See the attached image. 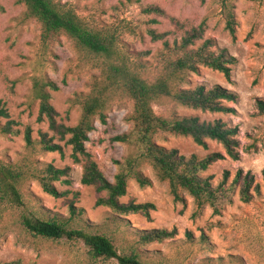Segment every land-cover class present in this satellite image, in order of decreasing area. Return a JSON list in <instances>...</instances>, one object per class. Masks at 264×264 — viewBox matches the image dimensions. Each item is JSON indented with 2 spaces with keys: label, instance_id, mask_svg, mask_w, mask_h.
I'll return each instance as SVG.
<instances>
[{
  "label": "rangeland",
  "instance_id": "rangeland-1",
  "mask_svg": "<svg viewBox=\"0 0 264 264\" xmlns=\"http://www.w3.org/2000/svg\"><path fill=\"white\" fill-rule=\"evenodd\" d=\"M53 1L72 9L91 29L114 33L117 53L112 57L97 55L65 32L48 37L41 22L27 15L24 3L0 0V108L7 112L0 113V172L8 175L21 196L17 200L6 184L0 185V264L15 260L22 264H120L116 257L95 256L81 238L36 233L25 219L31 216L54 217L68 228L105 235L119 254H138L144 264H264V109L260 106L264 102V0ZM229 12L234 15V34L228 28ZM201 25L202 37L191 48L209 40L212 52L234 56L236 61L231 64L230 78L201 65L183 87L205 85L211 89L220 85L234 91L238 101L226 104L235 112H209L182 105H155V111L237 126L240 158L219 160L203 175L218 185L229 171L231 184L239 170L251 171L260 192H255L251 202H244L237 185L215 213L210 205L199 208L184 189L180 190L183 199L176 200L170 182L162 179L149 161H142L139 170L150 183L142 186L137 179H129L121 201L152 203L155 208L149 213L120 214L98 205V199L107 193L82 182L84 160L73 157L69 135L62 138L48 117L39 118L43 93L50 95L57 122L75 126L82 116L78 99L91 93L96 83H106L105 72L113 60L131 63L134 71L149 81L157 77L167 48L164 39L152 38L150 28L168 32L165 39L172 46ZM110 99L105 119L95 117L86 147L114 182L120 169L118 161H125L133 152L128 143L114 137L132 131L134 107L120 90ZM28 128L32 145L26 141ZM43 133L63 150H45ZM156 142L188 157L225 153L223 145L212 139H207L204 147L189 136L164 133ZM49 164L68 168V175L55 182L65 192L60 197L45 192L34 176ZM156 228L175 230V234L165 240L144 241L142 236Z\"/></svg>",
  "mask_w": 264,
  "mask_h": 264
},
{
  "label": "trees",
  "instance_id": "trees-1",
  "mask_svg": "<svg viewBox=\"0 0 264 264\" xmlns=\"http://www.w3.org/2000/svg\"><path fill=\"white\" fill-rule=\"evenodd\" d=\"M27 7V15L37 18L43 27L44 34L51 36L55 33L65 32L79 45L97 55L112 57L117 53L115 43L117 36L114 33L102 32L91 29L72 9H65L63 5L53 0H19ZM153 10L159 8L152 7ZM234 15L228 13V28L235 33ZM203 27L194 28L182 37L180 43L170 45L165 39L168 32H158L150 28L149 32L154 40L164 39L167 48L161 58V65L157 77L149 81L137 71H134L131 63L112 61L105 72L106 83H96L91 93L82 95L78 100L82 106V116L75 126L59 124L56 120V111L50 103V95L43 93L41 102L40 119L44 116L50 119L51 127L62 138L69 135L68 143L72 146L73 157L79 161L84 160V172L82 182L86 185H94L101 192H106L105 197H100L98 205H105L120 214L145 212L149 213L155 205L152 203H125L121 198L127 194L128 181L137 179L142 185H147L150 180L139 170L142 161H149L157 170L158 175L170 182V186L176 200H182L180 190L188 191L199 208L210 205L214 212H220L219 203L229 198L230 192L235 186H240L241 199L251 202L255 192H260L256 176L251 171L244 173L239 170L232 183L229 184L230 172L225 171L223 180L214 185L210 176H204L213 163L230 157L234 160L240 158L239 139L237 126H228L221 120L214 122L201 121L198 116H178L172 113L158 114L155 105H182L203 111L218 113H234L235 108L226 104L237 102L239 95L227 88L216 85L207 89L205 85L196 87H183L189 82L192 72H197L201 65H205L223 72L226 77L231 76V64L236 61L234 56L226 57L225 53L215 54L209 49L210 41L206 40L201 46L191 48L197 39L202 37ZM55 87V85H53ZM120 90L124 96L133 102L132 120L134 126L131 132L117 135L115 140L128 143L133 152L125 161H118L119 172L115 181H110L99 164L93 159L87 150L86 141L89 133L94 129V119L100 116L105 119V110L110 103L112 94ZM264 109V102L260 103ZM0 113L6 115L5 109L0 108ZM172 133L191 137L197 144L206 147L207 139L216 140L225 149L214 151L204 157L196 154L185 156L176 148L168 149L156 142V137ZM28 145L33 144L31 129L26 131ZM41 143L47 151H62L63 147L47 133L42 134ZM68 175V168L47 165L44 169L34 173L43 190L54 197H60L61 192L55 185L56 181ZM6 173L0 172V185H7L17 200H21L20 193L14 182L8 180ZM264 179V170H263ZM70 183L69 179L64 180ZM256 183V185H255ZM72 211L75 207L72 205ZM28 226L36 233L52 238L68 237L70 239H83L95 256L119 259L120 264H144L138 254H119L112 240L101 234H92L83 229L68 228V225L50 217H26ZM175 230L152 229L142 236L144 241L165 240L173 237ZM4 264H22L20 260L6 262Z\"/></svg>",
  "mask_w": 264,
  "mask_h": 264
}]
</instances>
